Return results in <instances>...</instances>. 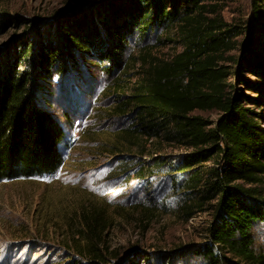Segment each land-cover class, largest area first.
<instances>
[{"label":"trees","instance_id":"obj_1","mask_svg":"<svg viewBox=\"0 0 264 264\" xmlns=\"http://www.w3.org/2000/svg\"><path fill=\"white\" fill-rule=\"evenodd\" d=\"M212 1L120 0L113 10L90 6L80 15L55 13L43 24L0 11V33L12 31L0 46V183L53 175L62 167L65 130L48 109L57 76L88 60L108 75L123 72L134 37L144 41L177 25L182 50L164 60L141 49L138 80L118 116L135 115L132 135L164 133L187 149L174 170L194 188L196 205L212 210L207 241L194 253L207 264H264L253 232L264 223V116L257 110L264 102V0H252L245 54L231 57L259 79L237 75L250 94L228 82L231 70L221 62L241 32L221 19ZM197 110L220 116L210 121ZM150 160L160 163L159 156ZM84 217L85 228L69 248L85 264H105L111 252L104 231Z\"/></svg>","mask_w":264,"mask_h":264},{"label":"rangeland","instance_id":"obj_2","mask_svg":"<svg viewBox=\"0 0 264 264\" xmlns=\"http://www.w3.org/2000/svg\"><path fill=\"white\" fill-rule=\"evenodd\" d=\"M119 2L0 0V11L43 24L55 13L80 15L90 6L113 10ZM212 2L221 19L241 32L221 62L231 70L228 82L250 94L238 76L259 79L231 57L245 54L252 35V0ZM11 32L0 33V46ZM158 36L132 39L123 72L108 75L102 66L87 65L95 61H81L50 83L48 109L65 130L64 163L53 175L0 183V264H85L68 245L84 230V216L104 231L111 252L105 264H207L194 249L207 241L212 210L208 204L196 205L194 188L174 170L187 149L164 133L151 139L132 135L135 115L117 113L138 80L141 49L146 46L164 60L182 50L179 26L163 29ZM257 110L264 116V102ZM194 113L210 121L220 116L217 110ZM260 124L264 128V120ZM156 156L160 165L150 160ZM260 189L264 193V183ZM253 232L257 249L264 252V223H257Z\"/></svg>","mask_w":264,"mask_h":264}]
</instances>
